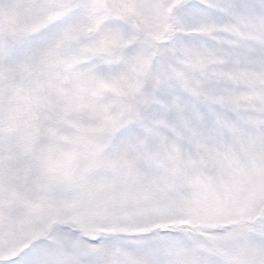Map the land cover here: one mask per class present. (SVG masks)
<instances>
[{
    "label": "snow or ice",
    "instance_id": "obj_1",
    "mask_svg": "<svg viewBox=\"0 0 264 264\" xmlns=\"http://www.w3.org/2000/svg\"><path fill=\"white\" fill-rule=\"evenodd\" d=\"M0 264H264V0H0Z\"/></svg>",
    "mask_w": 264,
    "mask_h": 264
}]
</instances>
